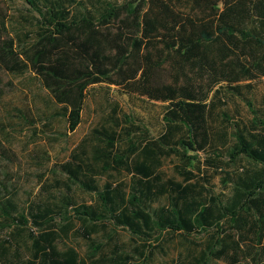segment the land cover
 <instances>
[{"label": "trees", "instance_id": "1", "mask_svg": "<svg viewBox=\"0 0 264 264\" xmlns=\"http://www.w3.org/2000/svg\"><path fill=\"white\" fill-rule=\"evenodd\" d=\"M22 2L32 14L0 8V69L16 80L0 88V146L17 141L29 162L49 165L37 139L70 141L96 84L166 109L153 137L111 103L51 163L41 187L53 189L25 207L0 175V229L10 228L0 264H159L174 235V264H264V111L242 91L264 77V0ZM225 93L250 117H232ZM77 221L83 253L68 239Z\"/></svg>", "mask_w": 264, "mask_h": 264}, {"label": "rangeland", "instance_id": "2", "mask_svg": "<svg viewBox=\"0 0 264 264\" xmlns=\"http://www.w3.org/2000/svg\"><path fill=\"white\" fill-rule=\"evenodd\" d=\"M116 1L121 2L122 0ZM73 4L76 7H89L91 5L89 0H73ZM72 6L69 4V7ZM0 8L2 12L8 14H32L27 10V7L22 0H13V2L8 3L0 0ZM11 82L15 83L16 80L6 75L0 69V88L4 90L9 88ZM242 91L253 100L256 107L264 111V77L251 82V87L242 88ZM223 97L226 99V108L232 117H250V114L240 97L229 95L228 93H225ZM111 103H116L120 112L127 113L132 121L143 129H146L150 136L156 137L163 132L164 126L162 115L166 109V103L148 100L147 98L138 95H127L112 85L96 84L87 90L82 111V120L76 130L71 133L70 141H64L61 139L48 143L44 142L42 138L37 139L38 143H45V147L50 151L52 157L51 163L57 161V156L65 154L70 148V142H77L94 127H97L103 120L106 112L109 110V105ZM200 155L202 156L203 154L201 153ZM28 158L29 156L26 153V149H23L21 144L17 141L11 148L0 146V175L4 176V180L10 188L13 186L12 190L16 191V199L23 207H25L29 199H32L35 196L37 197L39 191L40 195H45L48 190L53 189V187H49L45 190L41 187L43 179L46 182L51 176L49 169L51 163L47 166L38 167L37 164L29 162ZM177 163H179V161L175 157L164 160L162 163V170L168 175H174L173 166ZM241 165H243V167L249 166L248 160L242 157ZM120 178H125L127 181L129 176H117V179ZM105 180H107V177L99 178L98 184L102 185ZM214 182L216 184V189L220 190L217 176L215 177ZM76 199L78 202H90L93 201V194L76 192ZM81 226L82 223L77 221L74 226L75 230L68 235V239L69 242L74 243L80 252L83 253L87 248V244L85 239L79 233L81 231ZM116 230L122 240L127 243L133 241V236L124 229L117 227ZM9 231L10 228L8 227L0 229V238L5 237ZM75 231H78V233H75ZM101 232V228H98L93 235L98 234V236H101ZM190 237L193 239H199L201 236L193 234ZM169 242L170 249L168 255L157 258L159 264H174L176 254L183 248L182 237L179 235L171 237ZM213 264L226 263L216 261Z\"/></svg>", "mask_w": 264, "mask_h": 264}]
</instances>
